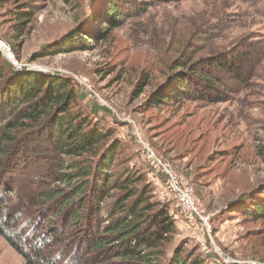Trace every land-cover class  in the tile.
Segmentation results:
<instances>
[{"label": "rangeland", "instance_id": "1", "mask_svg": "<svg viewBox=\"0 0 264 264\" xmlns=\"http://www.w3.org/2000/svg\"><path fill=\"white\" fill-rule=\"evenodd\" d=\"M105 1L0 0V43L11 46L14 59L4 58L17 73L73 79L83 96L78 101L82 111L105 125L121 145L117 159L134 166L154 200L169 207L178 245H185L190 256L203 264H264V216L254 209L264 202V0H131L127 23L107 40L90 43L87 51L35 58L41 47L84 20L94 28L90 16L101 12ZM22 5L35 12L23 34L14 25V11ZM242 44H253L257 61L249 79L231 85L226 101L143 107L180 60L194 63ZM142 74L150 83L137 97L134 89ZM97 107L109 112L94 116ZM148 149L194 185L211 215L209 229L179 214ZM44 170L40 177H48ZM29 184L27 175L17 173L11 186L0 190L1 204L12 210L25 205L31 193L40 192L39 185ZM245 193L248 198L225 209ZM0 264H26L1 234Z\"/></svg>", "mask_w": 264, "mask_h": 264}, {"label": "trees", "instance_id": "2", "mask_svg": "<svg viewBox=\"0 0 264 264\" xmlns=\"http://www.w3.org/2000/svg\"><path fill=\"white\" fill-rule=\"evenodd\" d=\"M130 3L106 0L103 10L90 16L103 26L88 27L84 20L41 47L35 58L87 51L90 43L107 40L127 23ZM24 5L14 11L21 34L35 16L34 8ZM252 47L242 44L194 63L180 60L143 107L226 101L231 85L245 82L255 68ZM149 83V75L142 74L134 95L141 96ZM80 98L71 77L17 73L0 52V190L6 191L17 173L29 177V188L40 189L17 209L0 202V234L26 264H203L178 245L169 207L154 200L134 166L117 159L119 141L82 111ZM107 112L97 107L93 115ZM44 169L48 177H40ZM254 209L264 216V202Z\"/></svg>", "mask_w": 264, "mask_h": 264}, {"label": "built area", "instance_id": "3", "mask_svg": "<svg viewBox=\"0 0 264 264\" xmlns=\"http://www.w3.org/2000/svg\"><path fill=\"white\" fill-rule=\"evenodd\" d=\"M0 52L10 60L14 59L12 48L9 44L0 43ZM148 158L158 172L164 176L168 195L175 201L179 214L188 219L198 220L204 229H209L211 215L207 214L204 209L194 185L185 181L170 162L158 158L149 149Z\"/></svg>", "mask_w": 264, "mask_h": 264}]
</instances>
